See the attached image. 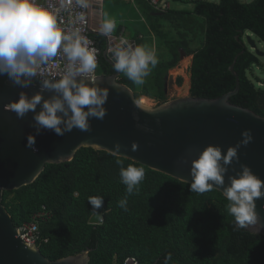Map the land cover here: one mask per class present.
Returning a JSON list of instances; mask_svg holds the SVG:
<instances>
[{
    "label": "trees",
    "instance_id": "1",
    "mask_svg": "<svg viewBox=\"0 0 264 264\" xmlns=\"http://www.w3.org/2000/svg\"><path fill=\"white\" fill-rule=\"evenodd\" d=\"M110 1L127 2L104 4ZM191 1L195 17L182 9L159 12L147 0H135L149 30L147 36L135 31L131 38L137 46L154 50L159 62L143 85L123 73L121 82L138 99L168 101L166 77L179 64L182 49L193 55L190 95L217 98L236 87L230 66L238 55L234 68L240 90L230 101L264 116V80L255 76L260 86L249 76L263 64L245 42L248 34L264 42V0ZM91 36L101 51L99 72L115 73L103 56L107 37L96 32ZM117 160L124 167L144 169L138 193L127 195ZM189 184L131 159L83 147L69 162L47 164L32 184L4 191L2 202L17 226L33 221L42 210L50 213L39 223V246L50 260L92 249L89 264H123L128 257L139 264H165L169 253L168 264H264V235L235 228L222 192H191ZM126 195L127 210L118 205ZM90 197L105 203L98 224L90 223L97 210Z\"/></svg>",
    "mask_w": 264,
    "mask_h": 264
},
{
    "label": "water",
    "instance_id": "2",
    "mask_svg": "<svg viewBox=\"0 0 264 264\" xmlns=\"http://www.w3.org/2000/svg\"><path fill=\"white\" fill-rule=\"evenodd\" d=\"M104 0H95L92 16V33H98L103 21ZM92 14V12H91ZM238 38V37H237ZM122 38L117 37L120 41ZM126 40L137 46L134 39ZM246 41L258 56H264L252 35ZM245 44V45H246ZM113 44H110L112 46ZM181 49V60L186 57ZM103 56L113 66L108 44ZM238 55L230 66L236 77V87L217 98L189 95L156 106L142 103L134 91L121 82V73L98 74L95 78L85 77L89 86L106 90L104 118H89L90 129L81 131L73 128L60 136L42 129L37 133L33 112L17 117L5 105L16 101L21 93L29 98L41 91V79H59L62 74L39 71L25 87L15 84L6 74L0 75V264H89L92 249L56 260L48 259L37 244L24 242L11 213L3 204L4 191L19 189L32 184L44 171L47 164H60L73 160L78 150L91 147L113 155L131 159L153 170L160 171L181 181L191 182V160L196 158L207 145L214 144L226 152L242 139L241 133L249 130L252 140L238 149L239 159L227 166L225 185L213 186L223 193L230 184L229 177L247 165L252 172L264 180V116L252 109L230 101L240 90V77L234 66ZM191 74V69H190ZM80 79V78H78ZM169 76L166 77L168 87ZM44 98L53 95L43 91ZM148 97V96H147ZM150 98V97H148ZM40 110L37 106L36 111ZM35 139L34 147H28V137ZM120 148L115 151V145ZM133 144L136 145L133 150ZM105 210V203L95 211L90 223L98 224ZM256 212L260 231H247L264 235V197L256 200Z\"/></svg>",
    "mask_w": 264,
    "mask_h": 264
},
{
    "label": "clouds",
    "instance_id": "3",
    "mask_svg": "<svg viewBox=\"0 0 264 264\" xmlns=\"http://www.w3.org/2000/svg\"><path fill=\"white\" fill-rule=\"evenodd\" d=\"M82 8L90 7V0H75ZM73 0H63L62 7H71ZM116 28L113 19L105 18L99 24L98 33L111 37ZM69 61L67 70L59 79L43 78L41 91L30 98L21 93L19 98L5 105L17 117H24L29 111L37 133L42 129L53 131L57 135L77 128L81 131L90 129L89 118L103 119L106 115L104 105L108 93L98 87H90L84 79L97 68L95 49L89 47V41L78 31L66 33L57 23L55 15L37 3V0H0V75L6 74L13 83L27 87L38 76L37 69L54 58L59 51ZM114 61L113 69L123 73L136 85H143L151 69L158 64L154 50L144 46H133L127 40H121L110 49ZM80 78V79H78ZM53 95L44 98L43 91ZM40 110L36 111L37 106ZM242 139L226 152L218 145L209 144L191 160L190 191L205 193L213 186L225 185L227 166L233 159H239L238 149L252 140L249 130L241 133ZM35 139L28 137V147H34ZM120 144L115 145L118 152ZM136 145L133 144V150ZM120 167V180L126 186L127 195L138 193L139 185L145 177L141 167L128 165ZM230 184L223 189L228 201L227 212L234 219L237 229L254 228L260 231L256 200L264 197V180L257 177L249 166L241 165V171L229 177ZM127 195L119 200V207L127 210ZM89 203L99 209L103 199L90 197ZM171 259V253L165 257V264Z\"/></svg>",
    "mask_w": 264,
    "mask_h": 264
},
{
    "label": "built area",
    "instance_id": "4",
    "mask_svg": "<svg viewBox=\"0 0 264 264\" xmlns=\"http://www.w3.org/2000/svg\"><path fill=\"white\" fill-rule=\"evenodd\" d=\"M94 1L90 0V7L87 9L80 8L75 0H73L71 7H62L63 0H37V3L48 11L52 12L57 20L60 28L66 32H76L89 41V47L95 49L96 59H97V68L93 73L88 74L86 77L95 78L99 72L100 65V54L101 51L96 45V41L92 38V16H94L93 10ZM132 3H135V0H127ZM150 5L159 12H165L172 8L170 0H147ZM92 12V14H91ZM114 32L111 37H107V44L109 50L115 47L121 40H126L121 33L120 37L122 38L120 41L117 40ZM110 44H113L110 46ZM69 61L66 56L63 54L62 50L57 53V55L50 59L47 63L42 64L37 70L50 72L54 75L62 74L64 75ZM61 75V76H62ZM50 217V213L46 210H42L38 212L33 221L23 224L22 226H18L19 235L22 240L28 244H37L39 246L40 237V229L39 223L42 220H47ZM47 241V239H45ZM123 264H139V260L135 257H128Z\"/></svg>",
    "mask_w": 264,
    "mask_h": 264
},
{
    "label": "rangeland",
    "instance_id": "5",
    "mask_svg": "<svg viewBox=\"0 0 264 264\" xmlns=\"http://www.w3.org/2000/svg\"><path fill=\"white\" fill-rule=\"evenodd\" d=\"M211 1H218V0H211ZM244 2H250L252 0H242ZM172 8L179 10H185L190 12L191 17H195L193 10H194V3L191 0H171ZM110 18L116 22V28L114 30V35H120L122 33V29L125 30L124 37L129 38L131 34L135 31H140L143 35L147 36L148 34V24L143 19V15L139 12L138 8L131 2H122L119 4H115L112 1L110 3H105L103 5V19ZM199 21H202L203 18L197 16ZM121 26V27H119ZM247 37V36H246ZM245 37V42L246 41ZM254 40L256 41L259 49L264 52V42L260 41L255 35L253 36ZM130 39V38H129ZM248 45V44H247ZM194 46H197L195 43ZM250 48V46L248 45ZM251 49V48H250ZM254 52V50L251 49ZM193 55H186L183 60H180L179 64L169 71V80H168V87H167V96L168 101L178 99L181 97H186L190 95V87H191V74H190V66L192 62ZM261 62L263 64L262 67L255 66L253 70L249 72V76L252 77L254 81L258 82V78L255 76H259L264 80V56H260ZM185 62L187 65L185 66ZM184 64V65H183ZM251 74H254L251 76ZM181 77L182 81L179 83L178 78ZM260 86L263 83L258 82ZM142 98V97H141ZM150 106L159 105V102L155 99H152Z\"/></svg>",
    "mask_w": 264,
    "mask_h": 264
},
{
    "label": "bare ground",
    "instance_id": "6",
    "mask_svg": "<svg viewBox=\"0 0 264 264\" xmlns=\"http://www.w3.org/2000/svg\"><path fill=\"white\" fill-rule=\"evenodd\" d=\"M184 65V64H183ZM187 65V62H185V66ZM140 101L146 105L151 104L152 99L148 98L147 96H142V98L140 99Z\"/></svg>",
    "mask_w": 264,
    "mask_h": 264
},
{
    "label": "crops",
    "instance_id": "7",
    "mask_svg": "<svg viewBox=\"0 0 264 264\" xmlns=\"http://www.w3.org/2000/svg\"><path fill=\"white\" fill-rule=\"evenodd\" d=\"M105 1V0H104ZM125 1H127V0H125ZM171 1V0H170ZM128 2V1H127ZM130 2V1H129ZM132 3V2H131ZM134 4V3H133ZM171 6H172V4H171ZM122 33H123V35H124V33H125V30L124 29H122ZM120 35H121V33H120ZM120 35H117V36H120ZM126 38V37H125ZM130 39H133V38H131V36L129 37Z\"/></svg>",
    "mask_w": 264,
    "mask_h": 264
},
{
    "label": "flooded vegetation",
    "instance_id": "8",
    "mask_svg": "<svg viewBox=\"0 0 264 264\" xmlns=\"http://www.w3.org/2000/svg\"><path fill=\"white\" fill-rule=\"evenodd\" d=\"M191 88V87H190Z\"/></svg>",
    "mask_w": 264,
    "mask_h": 264
}]
</instances>
